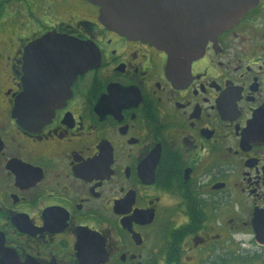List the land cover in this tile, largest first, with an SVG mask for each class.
I'll list each match as a JSON object with an SVG mask.
<instances>
[{
    "label": "flooded vegetation",
    "instance_id": "flooded-vegetation-1",
    "mask_svg": "<svg viewBox=\"0 0 264 264\" xmlns=\"http://www.w3.org/2000/svg\"><path fill=\"white\" fill-rule=\"evenodd\" d=\"M46 35L95 61L22 123L27 71L36 91L47 75L52 91L69 83ZM256 218L264 0L164 48L108 28L88 0H0V264H264Z\"/></svg>",
    "mask_w": 264,
    "mask_h": 264
},
{
    "label": "water",
    "instance_id": "water-1",
    "mask_svg": "<svg viewBox=\"0 0 264 264\" xmlns=\"http://www.w3.org/2000/svg\"><path fill=\"white\" fill-rule=\"evenodd\" d=\"M87 1V0H86ZM99 7V18L108 28L128 38L144 39L159 47H173L185 34L200 35V39L212 37L216 32L237 21V18L257 0H88ZM40 40L42 46L59 45L65 62L69 65L65 77L69 80L66 88L54 89L47 75L35 90L32 70L26 72L24 94L35 97L30 100L19 98L13 107V114L22 123L38 118V112L52 114L56 99L69 89L70 80L76 74L88 70L95 61L91 47L72 39H57L46 35ZM27 52L32 55L31 43ZM60 53V54H61ZM64 78V76L62 75ZM69 92V91H68ZM256 242H264V226L253 220Z\"/></svg>",
    "mask_w": 264,
    "mask_h": 264
},
{
    "label": "rangeland",
    "instance_id": "rangeland-1",
    "mask_svg": "<svg viewBox=\"0 0 264 264\" xmlns=\"http://www.w3.org/2000/svg\"><path fill=\"white\" fill-rule=\"evenodd\" d=\"M252 245H249V244H247V247H251ZM249 262V264H256V263H254V262H252L251 260L250 261H248Z\"/></svg>",
    "mask_w": 264,
    "mask_h": 264
}]
</instances>
